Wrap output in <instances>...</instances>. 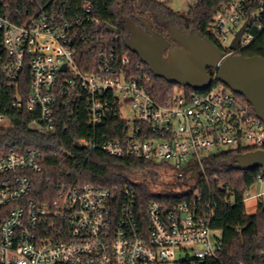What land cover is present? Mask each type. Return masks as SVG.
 <instances>
[{
  "label": "built area",
  "instance_id": "obj_1",
  "mask_svg": "<svg viewBox=\"0 0 264 264\" xmlns=\"http://www.w3.org/2000/svg\"><path fill=\"white\" fill-rule=\"evenodd\" d=\"M14 1L0 0V86L19 88L28 75L30 128L36 133L56 132L62 106L70 122L84 116L94 130L116 118L120 127L113 137L78 143L90 152L99 146L119 159L204 169L212 154L264 150V122L246 99L216 85L217 70L210 89H176L161 101L150 94L142 63L108 46L91 29L97 22L68 15L57 0L27 10ZM212 22L209 30L226 55L240 53L256 39L249 31L253 26L264 31V1L227 0ZM246 22L235 52L230 45ZM83 48L97 57L96 64H85L88 71L78 62ZM18 102L19 93L13 106ZM10 124L0 113V125ZM42 170L38 149L0 150V264H218L222 232L190 204L166 209L152 202L143 214L130 187L121 192V201L110 189L65 184L53 202L39 204L31 197L32 175ZM255 184L264 185L263 170ZM248 191L244 203L264 204V190Z\"/></svg>",
  "mask_w": 264,
  "mask_h": 264
},
{
  "label": "trees",
  "instance_id": "obj_2",
  "mask_svg": "<svg viewBox=\"0 0 264 264\" xmlns=\"http://www.w3.org/2000/svg\"><path fill=\"white\" fill-rule=\"evenodd\" d=\"M39 1L44 0L14 2L24 10ZM57 1L67 10L68 15L85 16L89 17L85 22H97L91 29L103 35L107 45L114 47L116 52L129 55L135 62H141L149 76L147 88L150 94L161 101L166 100L176 89H194L156 77L141 57L127 48L131 35L125 20H132L142 27V20H147L151 29L162 36H165L164 32H168L165 22L172 21L176 27L186 32L198 31L224 50L209 28L227 0H197L186 14L174 11L167 1L161 0ZM86 6L91 7L88 14ZM109 25L117 28L118 32H109ZM249 31L255 34L256 39L239 54L264 58V31H258L256 26ZM81 54L78 62L83 70L88 71L91 68L85 64H96L97 57L88 54L84 48ZM213 73L210 70V74ZM219 84L224 85L221 82L216 85ZM28 92L29 77L26 74L21 79L19 88L0 86V113L11 120L9 126L0 125V150L6 153H23L33 148L41 151L43 170L32 175L34 189L31 194L39 204L53 202L59 185L62 184L80 189H110L116 192L115 195L121 201L124 198L121 192L130 187L136 195L137 208L143 214L152 202H158L166 209L186 202L197 214L211 219L212 227L222 232L223 251L218 264H264V204H259L254 214H248L243 201L244 194L256 183L262 169L244 171L238 168L235 158L245 152L226 150L212 154L204 160V169L193 164V169L198 172L196 179L193 178L192 171L187 170L189 166L177 169L166 162L138 158L119 159L99 146L90 152L86 147L78 146V142L86 138L100 143L105 135L106 138L113 137L114 131L120 127L116 118L94 130L84 116L76 123L70 122L67 111L61 106L56 132L40 135L30 128L34 116L28 107ZM18 93L22 102L14 107L13 102ZM65 124L69 125V130L65 129ZM133 170L143 171L140 182H133L127 176V172ZM165 170L172 173L167 175Z\"/></svg>",
  "mask_w": 264,
  "mask_h": 264
},
{
  "label": "water",
  "instance_id": "obj_3",
  "mask_svg": "<svg viewBox=\"0 0 264 264\" xmlns=\"http://www.w3.org/2000/svg\"><path fill=\"white\" fill-rule=\"evenodd\" d=\"M125 21L131 35L127 48L137 53L156 77L171 84L205 91L215 81L210 74V70L215 69L218 72L217 80L245 97L264 122L263 57H246L239 53L227 56L210 38L203 37L196 30L186 32L176 27L172 21L165 22L168 37L155 33L147 20H142L146 30L132 20ZM247 25L246 22L236 34L230 45L231 50L238 51ZM107 28L111 33L118 32L111 25ZM78 146L81 147L79 143ZM235 161L241 170L264 171V150L241 154ZM187 170L192 171L193 178H198V172L192 166Z\"/></svg>",
  "mask_w": 264,
  "mask_h": 264
},
{
  "label": "rangeland",
  "instance_id": "obj_4",
  "mask_svg": "<svg viewBox=\"0 0 264 264\" xmlns=\"http://www.w3.org/2000/svg\"><path fill=\"white\" fill-rule=\"evenodd\" d=\"M169 7H171L174 11L180 12L183 14L188 13V11L195 5L196 2H187L186 0H166ZM175 88L177 86L175 85ZM166 174H171L172 171L170 170H165ZM128 177L133 181V182H140L143 179V171L141 170H133L129 171ZM169 179V178H168ZM261 190H264V185L261 184H255L249 191L248 194H254L257 192H260ZM264 202V201H263ZM257 206H258V200H247L245 202V207L246 211L248 214H254L257 211Z\"/></svg>",
  "mask_w": 264,
  "mask_h": 264
},
{
  "label": "flooded vegetation",
  "instance_id": "obj_5",
  "mask_svg": "<svg viewBox=\"0 0 264 264\" xmlns=\"http://www.w3.org/2000/svg\"><path fill=\"white\" fill-rule=\"evenodd\" d=\"M143 29H145V30H146V27H145V25L143 26ZM164 35H165L166 37H168V36H169V33H168V32H164Z\"/></svg>",
  "mask_w": 264,
  "mask_h": 264
}]
</instances>
